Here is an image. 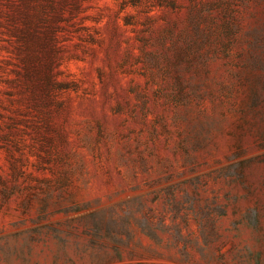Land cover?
<instances>
[{
	"label": "rangeland",
	"instance_id": "rangeland-1",
	"mask_svg": "<svg viewBox=\"0 0 264 264\" xmlns=\"http://www.w3.org/2000/svg\"><path fill=\"white\" fill-rule=\"evenodd\" d=\"M0 264H264V0H0Z\"/></svg>",
	"mask_w": 264,
	"mask_h": 264
}]
</instances>
